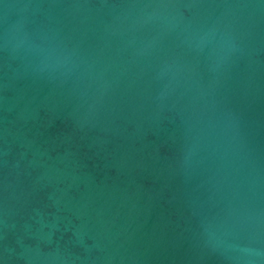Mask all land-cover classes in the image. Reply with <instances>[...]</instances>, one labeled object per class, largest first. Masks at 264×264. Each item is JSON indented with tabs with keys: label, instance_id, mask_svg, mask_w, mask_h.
Listing matches in <instances>:
<instances>
[{
	"label": "water",
	"instance_id": "1",
	"mask_svg": "<svg viewBox=\"0 0 264 264\" xmlns=\"http://www.w3.org/2000/svg\"><path fill=\"white\" fill-rule=\"evenodd\" d=\"M0 264H264V0H0Z\"/></svg>",
	"mask_w": 264,
	"mask_h": 264
}]
</instances>
